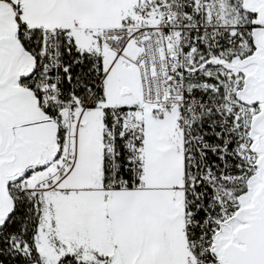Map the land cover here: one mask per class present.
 I'll use <instances>...</instances> for the list:
<instances>
[{"label": "snow or ice", "instance_id": "obj_1", "mask_svg": "<svg viewBox=\"0 0 264 264\" xmlns=\"http://www.w3.org/2000/svg\"><path fill=\"white\" fill-rule=\"evenodd\" d=\"M0 264H264V0H0Z\"/></svg>", "mask_w": 264, "mask_h": 264}]
</instances>
